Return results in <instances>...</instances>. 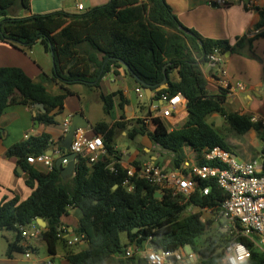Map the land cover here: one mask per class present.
I'll return each mask as SVG.
<instances>
[{
    "label": "trees",
    "instance_id": "trees-1",
    "mask_svg": "<svg viewBox=\"0 0 264 264\" xmlns=\"http://www.w3.org/2000/svg\"><path fill=\"white\" fill-rule=\"evenodd\" d=\"M18 11L29 13L31 0H0V42L21 51L40 44L45 54L53 55L54 67L52 74H42L39 82L31 80L19 68H0V119L12 105L35 108L36 104H42L47 112H39L36 120L46 126L54 125V117L64 109L65 100L76 95L71 86L84 85L97 90L101 80L113 69L122 67L123 62L129 68V76L137 77L153 91L164 80L166 68L169 88L157 92L154 99L181 94L187 102L188 116L181 126L169 131L164 120L155 119L154 130L148 132L138 119L131 122L134 128L128 132L130 139L147 135L153 144L170 152L172 169L184 164L185 149L197 154L200 165L206 164L203 159L206 150L219 147L230 151L225 137L208 123L209 117L215 114L225 119L239 136L255 131L263 144L264 155V123L252 122L253 116L230 110L226 90L220 89L219 94L211 95L201 68L209 63L208 57L216 50L223 56L229 51L244 56L246 49H252L255 39L264 38V32L253 39L239 38L234 46L226 41L204 39L195 30L183 26L166 0H110L86 12L59 11L27 17H20ZM260 13L259 28L264 27V8ZM174 71L179 75L177 83L169 81ZM46 81L60 85L62 93L51 94ZM116 97L121 110L130 104L120 91L101 94L105 114L113 110ZM141 110L148 111L144 106ZM123 129L126 123L121 121L113 125L101 121L93 126L95 133L103 137L107 152L115 155L117 161L113 146L116 134ZM48 139L46 135L29 138L8 151V156L17 157L22 170L28 174L27 186H37L27 200L20 202L14 198L0 205V232L7 230L16 234L8 245L7 256L24 252L22 229L42 219L46 228H38L42 230L41 238L47 244L49 255L55 256L58 244L62 243L67 264H109L111 261L148 264L134 251L147 241L154 249L189 248L199 256L198 264H223L226 248L234 240L223 231V225L216 219L204 220L198 211L183 216L189 207L208 209L214 216L219 215L227 195L215 180L198 181L196 191L188 200L172 194L157 198V188L144 180L136 181L133 193L126 192L122 187L126 173L120 164L104 160L89 168L81 158L76 164L75 176L63 181L56 168L40 171L27 162L28 157L45 153ZM110 165L117 170L115 173L108 169ZM207 187L209 194L203 196L200 190ZM71 208L80 213L75 233L87 244L80 252L70 249L61 233L62 218ZM122 232L127 236L125 245L120 238ZM237 240L250 252L246 264H264V254L253 242L240 236ZM129 250L132 254L126 256Z\"/></svg>",
    "mask_w": 264,
    "mask_h": 264
},
{
    "label": "crops",
    "instance_id": "crops-1",
    "mask_svg": "<svg viewBox=\"0 0 264 264\" xmlns=\"http://www.w3.org/2000/svg\"><path fill=\"white\" fill-rule=\"evenodd\" d=\"M215 1L216 0H166V3L171 7L173 13L184 27L195 30L204 39L226 41L234 46L239 38L247 37L248 39H253L258 34L264 32V27L259 28V25H262L260 11L264 8V0H228L230 4L227 7L210 5V2ZM109 2L110 0H31V11L29 13H21L22 16H19L27 17L30 15H42L59 11L80 13L77 11L78 4H82L84 8L82 12H86L92 8L106 5ZM249 2H254V7L252 9L247 8V3ZM33 47L28 49L27 52L33 53ZM24 52L25 51L18 50L9 44L0 42V68H19L35 82L41 80L42 74L51 75L53 65L52 67H46V65L41 63L42 61L40 59L35 58V56L31 59L29 55ZM42 53H44L42 58L44 61L46 57L52 59L51 55H47L45 52ZM24 55H27L29 58ZM224 59L231 85L236 86L240 83L244 86L243 90H237L232 97L228 98L227 104L229 109L239 112L241 115L247 114L257 117L264 123V38L260 37L255 39L252 49H246L244 56L229 51L224 55ZM201 68L208 82L207 89L209 93L211 95L219 94L220 88L209 63L203 65ZM179 80L177 71L170 74V82L177 83ZM99 84L100 87L97 90H90L84 85L71 86L70 89L75 92L76 95L70 96L65 100L64 109L56 113L54 117V125L46 126L39 122L36 124V116L39 113V110L36 108H31L22 104L12 105L6 108L0 119V205L14 198H18L20 202L27 200L36 190L37 186L35 185L34 188L27 186L26 181L28 180V174L22 170L17 157L8 156L9 149L29 138H40L46 135L49 139L44 154L51 151L54 157L58 155H67L68 152L62 147V142L66 137L62 125L65 121L71 120L73 116L78 113H82L88 122L87 129L82 131L88 138L100 136L93 130V126L98 122L105 121L109 125H113L120 121L126 123V129L118 131L116 134L113 146L118 161L115 155L109 153L104 157L101 156L98 161H112L113 164L118 163L124 169L147 162H154L162 166L159 163L160 157L153 154V150L158 149L156 148L158 145L153 144L149 136L139 135L135 139H130L128 137V132L134 128V124L131 122L141 119L143 115H145L138 106L129 109V104L125 105L124 109L121 110L119 107L120 101L116 97L115 106L111 113H109V115L104 113V117L102 116L100 119L93 120L91 111L84 101L83 96H87L90 103L98 104L103 109V104L100 99L101 94L106 96L118 91L122 92V96L130 101L131 93L138 89L136 80L129 76L127 69L122 66L113 69V71L107 74ZM45 86L53 95L62 93L60 85L56 83L46 81ZM79 86H82V90L78 88ZM168 88L169 83L167 81L166 86H160L152 92V100L156 102L157 100L154 99L155 94ZM181 107L179 112L184 115L183 120L177 122L174 118L169 120L165 119L169 126L175 124L174 128H177L186 121L188 116L187 105L183 103ZM122 115H124V119L121 118ZM213 116H215V118L217 117L216 114ZM147 129L148 132H151L150 128ZM247 135L251 138V144L253 145L252 150H257L259 148L263 149V144L255 131H251ZM138 137H141V141L136 144V148L133 152L130 148L124 149L126 141H135ZM227 144L230 147V143L227 142ZM239 144L242 162L258 161L259 158L261 160L260 163L264 161L263 154L260 155L257 151L254 152L256 155L259 154V158L255 159L254 154L248 153L249 148L243 147V145L246 144ZM236 147H238V145ZM61 149H64V152H62ZM189 151L191 150L185 149V162L187 160L198 162L199 159L197 154L192 151L188 154ZM230 153L236 158L231 147ZM54 157H52L53 160ZM32 166L40 171H49L40 164ZM87 166L89 168L93 167L88 163ZM20 169L23 172H20ZM207 212L206 215H208V217L204 212L202 213V218L204 220H215L214 214L211 211ZM78 221L79 217L77 215V210L74 208H71L68 215L62 218V228L66 230V235L63 238L66 241L77 236L75 230L78 228ZM40 229L37 225L29 227L27 231L30 234H36V236L32 238H23L21 245L25 248L24 252L13 253L11 257L7 256L6 248L9 243L14 241L16 234L7 230L1 231L0 233L3 234H0V264H44L46 262L55 264L54 260L58 255L50 256L48 253L47 257L40 256L44 248L48 252L47 244L41 238L42 230ZM4 233L12 234L6 237ZM33 245H35V247ZM78 245H81L84 250L87 248V244L84 240L78 243ZM27 251L31 252L30 258L25 257ZM189 251L191 250L189 249ZM60 258V264H67L64 255Z\"/></svg>",
    "mask_w": 264,
    "mask_h": 264
},
{
    "label": "built area",
    "instance_id": "built-area-1",
    "mask_svg": "<svg viewBox=\"0 0 264 264\" xmlns=\"http://www.w3.org/2000/svg\"><path fill=\"white\" fill-rule=\"evenodd\" d=\"M216 6H229L228 0H216L213 2ZM213 3L210 2V5ZM247 7L252 9L254 2L247 3ZM83 5H77V11H83ZM209 65L213 69L214 77L217 79L220 89L227 91L228 98L232 97L237 90H243V84L238 83L232 86L227 74L224 56L217 50L208 57ZM138 108L146 107L150 112H144L141 118L143 123L150 131L155 128L154 120L176 119L177 122L183 120L179 110L183 103L187 105L186 100L181 94L172 98L163 95L160 99L161 106L147 105V97L143 89H137ZM257 117L252 118V122H260ZM176 122V123H177ZM71 126V120H67L62 125L64 133L67 134ZM175 124L169 131L175 129ZM83 130H78L73 139L70 152L76 154L79 160L85 159L90 165L99 162L101 156L108 154L102 136L93 138L86 137ZM206 164L200 165L192 160H187L179 169H167L154 162H147L138 166L123 168L126 177L122 182L123 189L128 193L135 190L136 181H147L151 186L157 188V194L162 197L165 194L173 196H183L187 200L193 194L198 185V181L215 180L218 187L222 189L227 198L222 205V209L215 219L223 226V231L228 232L234 240L226 248V255L223 264H246L250 259V252L247 247L239 242L237 238L243 237L249 239L264 254V161L238 162L234 156L219 147L206 150L203 154ZM30 165L40 164L49 171L55 168L54 160L47 154L30 156L27 158ZM67 165V161H63ZM112 173L117 170L113 165L108 168ZM210 189L203 188L200 190L203 196L209 194ZM194 209L193 207H191ZM198 212H207L208 209H195ZM237 223L238 226L234 224ZM23 237H33L36 234H30L27 229H22ZM63 237L66 230L61 228ZM84 238L75 236L67 241L69 246L80 243ZM185 248L176 251L154 249L150 241L141 245L136 252L141 259L148 264H198L199 256L193 252H185ZM129 250L126 256H130ZM26 258L31 257V252L25 253ZM44 264H52L46 262Z\"/></svg>",
    "mask_w": 264,
    "mask_h": 264
},
{
    "label": "rangeland",
    "instance_id": "rangeland-1",
    "mask_svg": "<svg viewBox=\"0 0 264 264\" xmlns=\"http://www.w3.org/2000/svg\"><path fill=\"white\" fill-rule=\"evenodd\" d=\"M21 13H24V12L23 11H21V12L18 11L17 12V15L22 16ZM27 50H25V52L29 55V57L31 59L35 56V58L40 59L42 61L41 63H43V65H46V67H52L53 63H52V59L51 58L46 57L45 61L42 59L43 58V54H44L42 52H44V51H43V48H42V46L40 44L34 45L33 50H32L33 53H29V52H27ZM24 56H26L27 58H29L27 55H24ZM50 69H52V68H50ZM51 74H52V71H51ZM78 88L82 90V86H79ZM83 97H84L85 104L88 105V108L91 111V115H92V119L93 120L100 119V117H102V116L104 117V113L105 112H104V109H102L100 105L90 103V100L88 99L87 96H83ZM208 123L209 124H212L213 123L212 125L214 126V130L217 131L221 136H224L225 139H226V142H229L230 143L231 150L236 155V160L238 162H242V158H241L240 152H239V150H240V144L239 143L246 144V145H243V147L249 148L248 149V153L249 154H254V152H256V151L260 155L262 154V149H260V148L257 149V150L254 149L255 151L252 150L253 149V145L251 144V138H250L249 135H245V136H239V135H237L234 132V130L232 129L231 125L228 122H226L225 119H223L219 115H217L216 118H215V116L209 117ZM165 125L169 129L171 128V126H169V124H168L167 121H165ZM139 141H141V137H138L135 141H126L124 149L130 148L131 151L133 152L135 150V148H136V144ZM237 145H238V147H236ZM156 148H158V149H154L153 150V154L160 157L159 163L162 165V167L167 168V169H172L171 166H170V163H171V159L173 158V155L170 152L165 151V150L161 149L158 146H156ZM190 152L191 151H189L188 154H190ZM259 154H257V155L254 154V158L255 159L259 158ZM260 161L261 160L259 158L258 159V162H260ZM195 212H197V210L192 209L191 207H189L187 209V211L183 213V216H186L188 214L195 213ZM207 213L208 212H205V215ZM77 215H78V217L80 216V213L78 212V210H77ZM206 216L208 217V215H206ZM0 234H3V233H0ZM11 234L10 233H4V235H6V237H9V235H11ZM0 238H1V235H0ZM120 238H121L122 244L125 245L127 243L126 233L122 232L120 234ZM33 246L35 247V245H33ZM70 249H72L74 252H80V251H83L84 250V249H82L81 245H78V244H75V245L71 246ZM6 250H8V247L6 248ZM65 250H66V248L64 247V245L62 243H59L58 246H57V254H56L58 256H56L55 257V260H54L55 261V264H60V259H61L60 257L65 254ZM134 251L136 252L135 249H134ZM185 251L186 252H189V248H185ZM47 255H48V252L44 248L42 250V252L40 253V256L41 257H47ZM137 255H138V253H137ZM109 264H115V261H111Z\"/></svg>",
    "mask_w": 264,
    "mask_h": 264
},
{
    "label": "water",
    "instance_id": "water-1",
    "mask_svg": "<svg viewBox=\"0 0 264 264\" xmlns=\"http://www.w3.org/2000/svg\"><path fill=\"white\" fill-rule=\"evenodd\" d=\"M215 6V5H213ZM52 60H53V55L51 54ZM122 65L129 71L128 66L122 62ZM53 67H54V61H53ZM135 80L143 87L142 89L145 92V95L147 97V101L148 102H152L154 105L155 104H162L161 102H155L154 100H152V88L150 86H148L147 84H145L144 82H142L141 80H139L137 77H134ZM167 81H168V77L166 75V68H164V80L162 81L160 86H166L167 85ZM137 104V92L136 90H134L131 93V98H130V107L129 109H133ZM35 108L37 110H39L40 113L45 114L47 111L44 108V106L42 104H36ZM36 124H38V121H35ZM88 127V122L85 119V116L82 113H78L75 116H73V118L71 119V126L69 131L66 134L65 140L62 142V147L69 152L67 155H58L54 157L53 152H47V155L50 157H54L55 160V168L60 172L61 174V178L63 181H67L70 180L71 178L74 177L75 173H76V164L77 161H79V157L76 156V154L71 153L70 149H71V145L73 142V139L75 137V134L78 130H86ZM235 157V156H234ZM67 161V165H63V161ZM22 170L20 169V172ZM23 172V171H22ZM116 188V187H115ZM157 198H160V194H156ZM33 225H37L40 228L45 229L46 228V223L44 220L42 219H36L33 222Z\"/></svg>",
    "mask_w": 264,
    "mask_h": 264
},
{
    "label": "clouds",
    "instance_id": "clouds-1",
    "mask_svg": "<svg viewBox=\"0 0 264 264\" xmlns=\"http://www.w3.org/2000/svg\"><path fill=\"white\" fill-rule=\"evenodd\" d=\"M211 3H213V2H211ZM213 5H216V4L213 3L212 6H213ZM211 68H212V67H211ZM138 89H140V88H138ZM143 91H144V90H143ZM147 102H148V101H147ZM156 102L159 103L160 100H157ZM149 103H150V102H148L147 104H148V105H154L153 103H152V104H149ZM155 105L161 106L162 104H155ZM136 106H138V104H136ZM228 152H230V151H228ZM68 153H69V152H68ZM234 158H235V157H234ZM77 162H78V161H77ZM160 198H161V197H160ZM194 209H195V208H194Z\"/></svg>",
    "mask_w": 264,
    "mask_h": 264
}]
</instances>
